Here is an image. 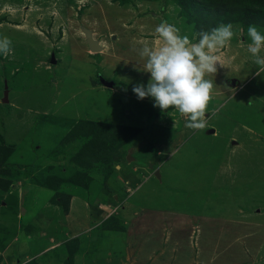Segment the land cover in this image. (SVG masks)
Masks as SVG:
<instances>
[{"label":"rangeland","instance_id":"obj_1","mask_svg":"<svg viewBox=\"0 0 264 264\" xmlns=\"http://www.w3.org/2000/svg\"><path fill=\"white\" fill-rule=\"evenodd\" d=\"M217 7L199 13L181 0H0V37L11 40L0 54V264H264V66L247 50L248 26L264 31V16L237 9L219 22ZM162 22L190 43L233 25L234 37L217 53L221 66L206 75L213 88L204 127L188 128L174 107H153L138 131L108 123L111 111L114 120L121 111L110 107V89L131 94L135 85L116 75L147 82L139 50L162 45L155 31ZM180 134L193 143L184 159L199 157L158 180L154 164L172 158L167 147ZM133 163L144 174L129 188L116 166ZM208 172L212 180L202 181ZM146 176L152 187L135 190Z\"/></svg>","mask_w":264,"mask_h":264},{"label":"clouds","instance_id":"obj_2","mask_svg":"<svg viewBox=\"0 0 264 264\" xmlns=\"http://www.w3.org/2000/svg\"><path fill=\"white\" fill-rule=\"evenodd\" d=\"M155 31L163 41L156 49L144 46L139 55L145 59L143 71L149 74L146 83L139 82L132 87L138 99L150 97L154 107L168 110L174 107L181 115L187 116L186 126L192 129L204 127L203 118L211 98L213 82L207 74L216 73L220 64L217 54L234 37L231 23L220 24L209 31H202L197 43H190L187 36L178 30L161 23ZM247 36L250 39L248 52L255 57V63L264 66V31L256 25H249ZM11 40L0 37V54L10 51Z\"/></svg>","mask_w":264,"mask_h":264},{"label":"crops","instance_id":"obj_3","mask_svg":"<svg viewBox=\"0 0 264 264\" xmlns=\"http://www.w3.org/2000/svg\"><path fill=\"white\" fill-rule=\"evenodd\" d=\"M116 77H117V79L120 78V80L123 83L127 84L128 86H130L131 84H137V83L141 82V79L134 78V77L129 76L128 74H125L123 72L117 74ZM110 91H113L112 95L110 96L111 98L109 97L111 99V101L109 100L110 107H112V109L114 107H116L117 110H119L121 108V111L119 113V120H114L111 117V114L114 113V111H111L110 116H108V118H107V122L108 123L113 124V125L127 126V127H130V128L140 129L142 127H145V124L147 123V120L150 119V117H152L153 115L155 116L157 110L153 111V107L154 106H152L153 102H152L151 99L144 98V99L140 100V99L137 98V96L135 94H132L133 93L132 91H131V94H129L130 91L127 92L125 87H122V91H119V88H111ZM116 92H118V93L120 92V94L122 92H127L128 95H125V96H123L122 98H119V99H114V96L118 95V94H116ZM137 119H138V121H137ZM157 126H158V124L157 125L155 124L154 127L156 128ZM159 127H160V125H159ZM180 135L181 136L178 139H180L181 142L178 143V141H177L173 145L168 146L167 147V151L168 150L169 151H174V154H173L172 158L175 157V156H181V155L183 157L180 158L179 161L176 160V159H178V157L177 158H173V159L170 157L171 159H167L166 161H163V162L159 163L157 166H155V164H154V167H157V170L154 172V176L158 180H161L162 176L164 174H165V176H169L170 178H175L177 176L176 170L178 168L183 167L187 163H190L191 160H193L192 162H194L195 160L197 161V158L199 157V155H198L197 158H195V159H187V158L184 159L185 157H187L186 152L191 149V145L193 143H190V144L189 143H184V140H185L186 137L182 136V134H180ZM151 136H152V134H148L147 135L148 141L151 140V138H152ZM155 149L157 150V152H161V153L165 151V150H160V147H158L157 145H155ZM163 155L164 154H161V156H163ZM168 161H170V162H168ZM172 163H173V165H171ZM215 164H216V162H213V165H215ZM133 165H135L136 167L132 168V169L124 168V166H122V167H119L118 165L116 166L117 168H120V170L117 171V172H118V175L120 174L119 176H120L121 181H122V179H124V181H125L124 183L127 184L128 187L131 185L130 183H134L136 181H139V179H141V177L144 174L143 172L141 173L142 168H140L139 165H136L134 163H133ZM151 166H153V165H151ZM156 173H158V176L155 175ZM150 179H152L151 176H149V177L146 176L143 184L141 183V186H139V184H138V186L135 188V190H138L140 192L144 188L145 189H149V187H152L151 183H153L154 180H150ZM211 180H212V178L209 181H211ZM170 184L172 185V183H170ZM119 187H120V189H119L120 193L121 192L123 193L124 192V188H125L124 184L123 185L121 184V186H119ZM177 187H179V186H177ZM129 188H131V187H129ZM126 190H128L127 187H126ZM27 195L23 194L22 191H21V195H19V196L22 199H26L28 197ZM154 196L155 195L145 194L142 197H143V199H147L148 198L149 199L148 201H150L151 199H154ZM78 201H77V199H73V201H72L70 210H71V213H73V214H78V209L80 208L79 206L81 204V203H78ZM147 204L148 203H146L144 205H147ZM101 209L102 208L99 209V213L104 212V210H101ZM86 215H87V213H86ZM93 215L95 216L94 213L90 214V216H93ZM70 216H72V215L70 214ZM105 261L107 262V264H115L116 263V262H114L113 258L112 259H106ZM95 264H96V262H95Z\"/></svg>","mask_w":264,"mask_h":264},{"label":"trees","instance_id":"obj_4","mask_svg":"<svg viewBox=\"0 0 264 264\" xmlns=\"http://www.w3.org/2000/svg\"><path fill=\"white\" fill-rule=\"evenodd\" d=\"M188 11L195 12H213L214 7L219 22L223 21V18H227L228 13L232 14L239 9L242 13L253 14L256 16H264V3L262 0H181ZM217 23V22H215ZM132 130H139L136 128H130Z\"/></svg>","mask_w":264,"mask_h":264},{"label":"water","instance_id":"obj_5","mask_svg":"<svg viewBox=\"0 0 264 264\" xmlns=\"http://www.w3.org/2000/svg\"><path fill=\"white\" fill-rule=\"evenodd\" d=\"M84 34H85V36H86V42H87V44H88V46H89V49H90L91 51L96 52V53L99 52V48L97 47V43L93 41V38H92V36H91V33L88 32L87 30H84ZM50 62H51L52 64L55 63V60H54V57H53V56H51V60H50ZM104 84H105L106 87L111 88V83H104ZM3 102H4V103L7 102V91H6V90H5V92H4ZM155 175L158 176V173H156Z\"/></svg>","mask_w":264,"mask_h":264},{"label":"bare ground","instance_id":"obj_6","mask_svg":"<svg viewBox=\"0 0 264 264\" xmlns=\"http://www.w3.org/2000/svg\"><path fill=\"white\" fill-rule=\"evenodd\" d=\"M104 110H105V109H104ZM212 174H215V172L212 173ZM209 176H210V173H209V172H208V173H205L204 176H203V178H202L201 180H202V181H205V182H206V181H209V179H210ZM165 180H167V179H165ZM174 184H175L176 186H178L176 183H172V185H174Z\"/></svg>","mask_w":264,"mask_h":264}]
</instances>
